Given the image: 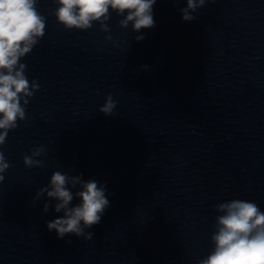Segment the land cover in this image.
Returning <instances> with one entry per match:
<instances>
[{
	"label": "clouds",
	"instance_id": "9594fccd",
	"mask_svg": "<svg viewBox=\"0 0 264 264\" xmlns=\"http://www.w3.org/2000/svg\"><path fill=\"white\" fill-rule=\"evenodd\" d=\"M57 3V21L69 30H87L92 28L93 22H99L101 30L107 32L105 22L110 19V9L123 17L119 21L121 28L126 29L131 24L132 31L139 33L141 29L155 26L153 5L156 0H57ZM205 3L206 0H187V7L181 9L182 20L196 19L193 13ZM36 4L37 0H0V145L5 143L9 131L17 127V121L25 120L29 98L40 88L35 80L29 83L24 74L27 66L20 63L44 35L46 18L38 12ZM143 38V35L135 37L137 42ZM142 67L147 69L146 65ZM115 108L116 102L108 95L99 111L113 116ZM44 152L42 146L33 149L31 155L23 157L24 165L43 167V161L34 157ZM9 167L0 151V182ZM77 188L79 190L72 191ZM45 194L48 200L43 212L47 213L50 205L56 213L63 212V216L46 222L48 230H55L61 239L66 234H74L91 240L94 233L85 230L100 224L110 206L105 185L60 171L54 172L49 184L36 192L33 206ZM74 198H79L80 203L72 206ZM52 201L56 203L52 205ZM216 210L222 215L217 216L216 231L211 236L215 247L199 264H264V212L257 204L232 200L216 205Z\"/></svg>",
	"mask_w": 264,
	"mask_h": 264
}]
</instances>
